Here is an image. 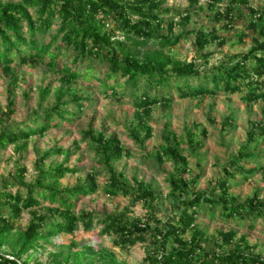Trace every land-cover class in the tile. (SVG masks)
<instances>
[{
    "label": "trees",
    "instance_id": "obj_1",
    "mask_svg": "<svg viewBox=\"0 0 264 264\" xmlns=\"http://www.w3.org/2000/svg\"><path fill=\"white\" fill-rule=\"evenodd\" d=\"M167 2L0 0V70L11 79L8 107L0 108V124L15 113L13 95L19 87V74L13 63L43 66L60 75L57 79L62 84L56 90L52 80L39 90L42 101L54 91L55 101L51 107L35 111L33 125L14 123L0 128V150L10 145H15L16 151L26 149L30 138L44 136L62 121L71 123L78 119L90 100L74 85L81 77H91L96 66L104 68L103 77H96L104 93L120 100L126 89L136 99V122L129 134L140 143L153 137L150 125L153 108H169L174 102L172 89H176L180 99L215 97L224 90L242 94L247 106L264 103V0L257 4L252 0H206V7L200 5L201 0H189V7L183 10L166 8ZM199 10H208L212 26L201 23L174 35L175 29L191 22ZM177 17L181 23L176 21ZM238 21H242L243 29H236ZM109 23L114 26L112 30L106 28ZM223 31L234 32L241 43L251 38L252 47L247 53L234 55L207 70L212 56L207 47L212 44L224 47L231 39L228 34H221ZM191 37L203 63L199 59L183 62L166 52ZM233 122V116L227 117L223 128ZM169 133L157 152L160 163L169 160L175 165V172L168 178L173 212L167 214L166 221L155 215L161 197L154 186L137 178L132 186L125 174L114 167L115 162L130 158L132 150L125 147L118 135L108 136L90 125L83 136L92 141L95 156L108 173L104 193L112 198L129 197L133 205L142 203L146 215L131 218L125 213L103 216L87 210L76 213L74 200L96 193L101 188L99 175L93 171L85 179L80 178L78 185L63 187L61 180L68 174H78L79 169L67 165L69 151L55 148L56 154L65 153L62 163L46 168L44 160L52 153L47 151L40 158L39 175L33 182H26L27 169L21 166L14 182L0 185V264H42L35 263L30 253L37 251L41 241L48 242L60 234L74 235L80 226L90 232L99 224H103L100 232L114 237L115 244L122 249L149 242L144 264H264V256L256 253L247 235L238 236L233 229H218L210 235L198 222L201 212L212 217L218 214L226 221L249 223L250 228L256 220L264 219V198L260 197L259 189L244 201L230 193V181L237 174L247 180L257 172L264 177V153L250 150L251 144L260 145V138H264V121L252 123L246 147L230 157L223 169L224 177L206 190L193 187L200 176L193 180L185 178L188 159L179 149L181 141L176 134ZM207 134L203 129L195 148L203 146L202 137ZM249 161L254 165L247 168L243 162ZM16 184L25 189L13 192ZM43 202L50 205L44 206ZM26 211L31 215L28 226L15 231L13 221ZM207 243L214 244L216 250L208 251ZM7 246L12 249L5 250ZM91 253L90 247L85 250L70 247L69 254L55 264H84ZM105 253L102 257L105 264H125L113 253Z\"/></svg>",
    "mask_w": 264,
    "mask_h": 264
},
{
    "label": "rangeland",
    "instance_id": "obj_2",
    "mask_svg": "<svg viewBox=\"0 0 264 264\" xmlns=\"http://www.w3.org/2000/svg\"><path fill=\"white\" fill-rule=\"evenodd\" d=\"M252 1L257 4L259 0ZM200 5L206 7V0H201ZM165 7L183 10L189 7V0H168ZM194 14L191 22L175 29L174 35L183 30H191L201 23L208 27L212 26L208 10L204 12L199 10L198 14ZM176 21L181 23L179 17L176 18ZM113 27L112 23L106 26L108 30H112ZM243 27L242 21H238L236 29L240 30ZM54 29L57 31V25ZM233 33L221 32V34H228L231 37L224 47H219L217 44L207 47V52L212 54L206 66L207 70H212L234 55L247 53L252 47L251 38H247L244 43H241ZM45 38L47 40L49 36L47 35ZM166 52L183 62L199 59V62L203 63L193 47L192 37L184 40L171 52L168 50ZM12 67L19 74V87L13 95L15 113L5 124H0V128L14 123L33 125L31 119L34 118L35 111L49 108L55 101L54 91H51L47 99L42 101L39 90L46 87L52 80L56 90L62 88L61 82L57 79L60 75L48 71L43 66H20L18 63H13ZM102 70L104 68L96 66V70L92 74L93 77H81L74 85L82 96L88 97L90 100L78 119L71 123L62 121L44 136L30 138L26 149L16 151L15 145H10L6 149L0 150V185H4L5 181L14 182L17 169L21 166L27 169L26 182H33L39 175L37 165L40 164V158L45 152H52L51 156L44 160L46 168L63 162L65 153L56 154L54 152L55 148H60L65 152H70L71 157L67 165L79 169L78 174H68L61 180L63 187L78 185L80 178L85 179L93 171L99 175L97 181L101 188L92 195L74 200L76 213L87 210L102 216L125 213L131 218L144 217L147 211L142 203L133 205L129 197L121 195L112 198L104 193L103 187L108 179V173L104 167L100 166L95 156L92 141L83 136V132L92 125L95 130L103 131L108 136L118 135L125 147L132 150L130 158L115 162L114 167L118 172L125 174L128 183L132 186L136 185L135 178L154 186L157 194L161 197L158 201L160 202L159 211L155 215L158 219L166 221L167 214L173 212V199L169 196L171 188L168 178L175 172V165L169 160L164 163L157 160V152L160 146L165 144L164 137L168 136L169 132L176 134L178 140L181 141L179 149L189 162L188 171L184 174L185 178L193 180L200 176L199 180L193 183V187L196 190H206L212 188L219 178L224 177L223 169L230 157L246 147L247 135L252 123L264 121L262 111L264 103L259 102L247 106L241 98L242 94H230L221 90L215 97L180 99L176 89H172L170 91L175 96V100L171 107L156 106L152 110L150 125L153 128V137L144 143L136 142L129 134L130 127H133L136 122V99L126 89L124 90L125 96L120 100L104 93V87L98 80V78L103 77ZM121 80L124 81V79ZM10 81V77L0 70V108L3 110L8 107V85ZM67 99L68 96L65 97V100ZM68 107L72 108L73 105ZM230 116H233L234 122L232 126L225 129L223 128L224 120ZM203 129L207 130L208 134L206 138L202 137L203 146L197 149L195 148L196 141L201 139L200 134ZM191 141L194 143L192 144ZM250 150L264 153V138H260V145L251 144ZM243 163L247 168L254 165L251 161ZM230 185V193L241 201L252 197L258 189L260 197L264 198V177L260 172L252 175L249 180L237 174L230 181ZM24 187L16 184L11 190L16 192L19 188L25 189ZM43 205L49 206L50 204L43 202ZM126 209H128L127 212ZM30 219L29 212H23L20 219L13 221L15 231L24 230ZM198 222L210 235L218 229L223 231L233 229L238 231V236L247 235L249 242L256 247V253L264 256V219L256 220L254 227L250 228L249 223L226 221L218 214L212 217L206 212H201ZM102 228L103 224H99L92 231L85 232L80 226L74 235L60 234L48 242L41 241L37 251L30 253H32L35 263L55 264L57 260L60 261L64 255L69 254L70 247L74 250H85L90 247L93 253L89 255L90 260H85L84 264H105L103 259L106 255L105 251L113 253L119 261L125 264H144L149 242L137 243L132 247L122 249L115 244L114 237L100 232ZM73 243L76 245L73 246ZM206 248L208 251L216 250L214 244L207 243ZM11 249L7 246L5 250L10 251Z\"/></svg>",
    "mask_w": 264,
    "mask_h": 264
}]
</instances>
